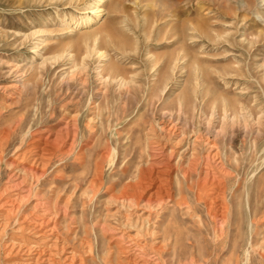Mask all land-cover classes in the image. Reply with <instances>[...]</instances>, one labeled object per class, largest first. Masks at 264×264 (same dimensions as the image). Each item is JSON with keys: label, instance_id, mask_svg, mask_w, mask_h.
<instances>
[{"label": "rangeland", "instance_id": "obj_1", "mask_svg": "<svg viewBox=\"0 0 264 264\" xmlns=\"http://www.w3.org/2000/svg\"><path fill=\"white\" fill-rule=\"evenodd\" d=\"M192 106L184 125L179 110ZM161 125L176 126V146ZM196 128L226 171L228 235L217 243L197 195L214 163L188 166ZM155 140L173 149L169 200L148 204L147 193L120 210L114 198ZM0 187V264H24L5 254L20 243L33 264L72 253L73 264L234 263V235L243 245L248 218L264 222V0H0ZM41 217L56 224L57 248L54 232L32 229Z\"/></svg>", "mask_w": 264, "mask_h": 264}, {"label": "bare ground", "instance_id": "obj_2", "mask_svg": "<svg viewBox=\"0 0 264 264\" xmlns=\"http://www.w3.org/2000/svg\"><path fill=\"white\" fill-rule=\"evenodd\" d=\"M225 107L226 106H224L223 109H222V116H223V118H225L226 115H227L226 114V110L227 109ZM193 110H194L193 109V106H192L191 109L189 108V111L190 112L188 111V109H184L183 113H182V110L181 109L179 110L178 116L180 115L179 117L182 118L181 120H182V122H183L184 125H186V123L189 122V118H193V115H191V112ZM211 114L212 113H210V117L207 120V126H209L210 118L212 116ZM159 130L162 133V135L165 137V142L166 143L173 142L172 144H174V146L177 145V144H175L177 141H174L173 140V137H172V136H174V134L176 132V126L175 125H171V126L161 125L159 127ZM194 131H195V135L193 136L194 138H193L191 144H192L193 150H195V151L197 150V151H196V154H195L194 158H192L191 161H189L190 163H189L188 166H189V170L190 171H194V169L198 166V164L201 162V160H204L205 165L206 166H209V165H212L215 162V159L217 158V152H216V148H215L214 142H211L212 139L209 140L208 136H206L207 133L204 135L203 133H201V129H199V128H196V130H194ZM184 134H185V131L183 130V132L180 134V137L183 138L184 137ZM180 137L178 139H180ZM57 141H58V136H56L53 140H48V138H45L44 139V144L47 145V146H50V147L54 148V147L57 146ZM155 141H153V143H154V145L156 147L154 146V147H152L150 149V152H149V161L147 162L146 166L145 167L144 166H140V169H139V172H138V175H137L136 180L133 183L126 184V187L129 189V191H125L123 194L120 193L121 195L119 197L116 196L114 198V201L113 202L117 204V206H118V208L120 210L122 208L125 209L126 207H131L133 205L134 206H137L138 205V202L141 201L140 199L144 196V194H147V193L148 194H147V198H146V203H148V204H150L151 202H153V203H155V205H158L159 206L163 202L164 197H166L168 199V196H169L170 193L168 194L167 190H165V189L163 190L162 187H164V185H165L163 182L166 183V181L164 180L165 178L162 179L161 176L162 175H168V173L170 172L169 170L172 168V164H170V157H171V153L173 152V149H170L169 152L165 154L163 152V148H164L165 143L162 146V144H160L157 141L155 142ZM158 145H161V146L158 147ZM156 149H158V150H156ZM201 149H205V155H203V153L200 152ZM26 152H30V151L28 150ZM22 155L24 156L25 155V152ZM10 164H12V162ZM29 170H31V168H29ZM225 174H226V171H225L223 165H221L220 163L216 162L213 165V171L212 172H209L208 169L203 172V174L201 175L202 176L201 177V181H200V183L198 185V193H197L198 199L199 200H202V201H204L206 203V205H207V207L205 206L206 207V210H207L208 214H210L212 216V220L214 221L213 222L214 224H213V230H212V232H213V235H214V238H215L214 239V242L215 243L220 242L221 239H223V238H227V235H228V234H226V232H227L226 231L227 230V207H226L225 202L223 200L222 187L220 186L221 185V180L224 178V175ZM207 185H209V186H208V189L206 191V188L203 189V187H207ZM149 187L151 189H153V190H149L151 192L148 191ZM209 187H211V188H209ZM1 194L2 193H0V198H1ZM143 198H145V197H143ZM12 200H14V199H12ZM14 201H16V200H14ZM246 202H247V205H248V200H246ZM2 203H4V202L2 201ZM14 209H15V211H14ZM119 209H118V211H119ZM17 212H18V208L17 207L16 208L11 207V209H9L7 211L8 214L9 213H13V214L16 213L17 214ZM131 215L132 214H130V213H127L126 214V217H124L125 218L124 225L127 226V225H131L132 224L131 218H130ZM143 215L144 214H142V216ZM263 218H264V216H263ZM49 219L50 218L44 219L43 217H41L40 222H37L35 220L33 222H30V223L32 225V229L33 230L35 229V227H38V229H39L38 231L40 232V235H42V236H44L45 234L51 235L54 232L55 233L54 234V240L55 241L52 243L53 244L52 246H53V248H57V241L61 239L60 238V233H59V231H58V229L56 227V224L54 222H51L52 223L51 225L49 224L50 223L49 222ZM261 221H263V220H261L259 217L257 219H255V217H249L248 218V221H246V228L243 229V231H244L243 233H245V235H244V238L242 239L243 241L241 242V243H243V245H240L242 247V249H243V252L242 253H238V251H237V249L240 246H238V242L236 241V236L234 235V240H233V242L231 244V251H230V258H231V260H233V258H234V263H232V264H240V262H238L240 255H243V260H242L243 262L241 264H264V236L260 234L261 236L258 237L257 235L259 234V232H257V230H256V226L258 224H263L264 225V222H261ZM136 222L137 221H134L133 222V225L134 226H136L135 225ZM104 227H105V225H104ZM45 228H47V229H45ZM238 228H239L238 225H235L234 228H233L234 229L233 232L236 235L239 233V231H238L239 229ZM21 230H23V227H21ZM255 230H256V232H255ZM142 231H143V229H142ZM263 232H264V230H263ZM35 234H37V233H35ZM24 239H25L24 237H21V241L22 242H23ZM50 239H52V238H50ZM144 243H145V245H148L146 241ZM239 243H240V241H239ZM7 245H8V243H7ZM22 245H24V243L18 244L17 249H16V247H15L14 244H10V246L8 245L9 248L6 247L8 250L6 249L7 251L5 252V254L7 256L8 255L13 256V258H11L10 261H17V260H20L21 261V260H23V263L24 264H30V263L33 264L35 261L34 262L28 261L30 259V257L28 259H23L22 258L23 257V254H20L21 248H23ZM60 245H61L60 250L63 251V247H64L63 246V243H61ZM150 248H153L156 251H158L160 249V248L155 247L153 245H151ZM26 250H27V252H29L30 248L27 247ZM36 252H37V250H36ZM85 253H86V251H85ZM126 253H124V254H126ZM73 258H74V255L72 253L71 256H70V259H69L70 262L67 263V264H73V261H74ZM188 262L190 263V261H188ZM12 264H13V262H12ZM185 264H187V263H185Z\"/></svg>", "mask_w": 264, "mask_h": 264}]
</instances>
